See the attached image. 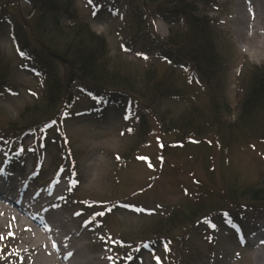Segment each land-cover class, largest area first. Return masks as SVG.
Returning <instances> with one entry per match:
<instances>
[{
  "label": "rangeland",
  "instance_id": "rangeland-1",
  "mask_svg": "<svg viewBox=\"0 0 264 264\" xmlns=\"http://www.w3.org/2000/svg\"><path fill=\"white\" fill-rule=\"evenodd\" d=\"M214 1L215 8L202 13L215 21L217 30L223 34L224 46L233 54L224 83L228 99L235 104L241 97L238 83L241 73L247 64L261 66L264 60L246 52L235 35L232 21L237 0ZM75 3L80 17L106 38L112 58L121 59L138 71L149 66L160 72L171 67L180 71L179 83L187 86L189 96L184 101L164 102L162 110H182L192 104L199 86L185 74L187 62L160 44V39L170 37L171 22L161 17L153 28L149 27L151 19L145 17V0H75ZM26 6L23 3L24 9ZM13 34L10 21L0 24V55L10 62L7 86L0 92L1 170L6 173L8 183L11 178L21 181L26 172L24 179L31 181V188L60 180L63 206L86 237V251L96 264H167L169 250L163 240L140 245L130 261L120 262L113 236L142 237V233L173 209L189 210L198 197H205L204 185L215 182L224 186L223 180L240 186L264 183V141L235 147L228 154L207 139L179 148L165 146L174 143L175 136L164 134L153 115L146 112L154 131L142 145L138 116L143 110L135 111L131 107L134 102L125 100H96L88 96L87 90L79 92V88L78 100L62 120L43 132L25 137L22 151L17 152L15 146L2 142L4 127L26 107L41 102L43 82L49 75L45 67L61 75L65 70L59 62L48 61L45 66L22 56ZM8 152L19 157L13 164L6 161ZM124 154L126 162H119L117 157ZM88 201H113L114 207L104 214L103 208L92 207ZM263 220L264 210L230 219L224 216L211 225L199 222L186 234L177 227L173 234L185 235L183 264H256L253 237ZM9 226L10 223L2 221L0 264H29L34 253L22 251L21 232Z\"/></svg>",
  "mask_w": 264,
  "mask_h": 264
},
{
  "label": "trees",
  "instance_id": "trees-1",
  "mask_svg": "<svg viewBox=\"0 0 264 264\" xmlns=\"http://www.w3.org/2000/svg\"><path fill=\"white\" fill-rule=\"evenodd\" d=\"M23 3L27 5L25 9ZM144 5L146 18L152 21L162 17L172 23L170 37L160 39V44L187 62L185 74L199 86L192 104L182 110H162L164 102L184 101L189 96L187 86L179 83L180 71L171 67L160 72L154 66L138 71L121 59L112 58L106 38L80 17L75 0H0V24L11 22L21 55L45 66L48 61L59 62L65 70L61 75L45 67L49 75L43 82L41 102L26 107L15 121L4 127L2 142L15 146L17 152L22 151L25 137L43 132L62 120L78 100V88L79 92L87 90L88 96L96 100H125L134 102L131 107L135 111L143 110L138 116L142 145L154 131L146 112L153 115L164 134L175 136L176 141L165 146L179 148L207 139L228 154L235 147L264 141V65L247 64L238 80L241 97L237 103H231L224 79L233 54L224 46L223 34L217 30L215 21L202 13L214 9L215 1L145 0ZM149 27H154L152 22ZM9 63L0 55V92L7 86ZM16 155L7 154L9 161L16 160ZM124 156H118L117 160L125 163ZM223 181L224 186L215 182L204 185L205 197H198L189 210L173 209L142 233V237L113 236L119 247L120 262L130 261L140 245L163 240L169 250L167 264H183L185 235L173 234L177 227L186 234L199 222L211 225L224 216L230 219L264 210V183L240 186ZM87 204L103 208L104 214L114 207L113 201Z\"/></svg>",
  "mask_w": 264,
  "mask_h": 264
},
{
  "label": "bare ground",
  "instance_id": "bare-ground-1",
  "mask_svg": "<svg viewBox=\"0 0 264 264\" xmlns=\"http://www.w3.org/2000/svg\"><path fill=\"white\" fill-rule=\"evenodd\" d=\"M235 5L232 22L238 41L252 57L264 60V0H237ZM24 176L8 183L0 167V227L3 221L21 232L22 251L34 253L29 264H96L86 251V237L63 206L59 180L31 188ZM259 226L253 237L255 259L264 264V220Z\"/></svg>",
  "mask_w": 264,
  "mask_h": 264
},
{
  "label": "snow or ice",
  "instance_id": "snow-or-ice-1",
  "mask_svg": "<svg viewBox=\"0 0 264 264\" xmlns=\"http://www.w3.org/2000/svg\"><path fill=\"white\" fill-rule=\"evenodd\" d=\"M89 2H91V0H89ZM145 58H147V57H145ZM4 237L3 236H0V240H2ZM244 241H243V239L241 240V243H243ZM261 243H264V240H262L261 241Z\"/></svg>",
  "mask_w": 264,
  "mask_h": 264
}]
</instances>
